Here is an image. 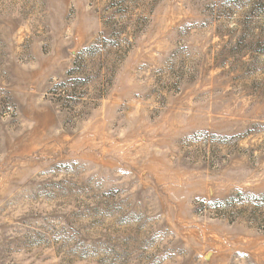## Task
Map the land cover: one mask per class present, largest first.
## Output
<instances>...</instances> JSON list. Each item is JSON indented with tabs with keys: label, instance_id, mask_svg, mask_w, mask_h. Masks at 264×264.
Here are the masks:
<instances>
[{
	"label": "rangeland",
	"instance_id": "374dc122",
	"mask_svg": "<svg viewBox=\"0 0 264 264\" xmlns=\"http://www.w3.org/2000/svg\"><path fill=\"white\" fill-rule=\"evenodd\" d=\"M0 264H264V0H0Z\"/></svg>",
	"mask_w": 264,
	"mask_h": 264
}]
</instances>
